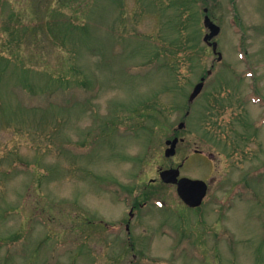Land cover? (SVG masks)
<instances>
[{"label":"rangeland","instance_id":"374dc122","mask_svg":"<svg viewBox=\"0 0 264 264\" xmlns=\"http://www.w3.org/2000/svg\"><path fill=\"white\" fill-rule=\"evenodd\" d=\"M86 3L0 0V64L71 79L80 77L71 71L77 65L96 91L61 108L65 128L55 137L39 131L40 117L0 118V181L9 170L0 215L27 203L0 217V264H264V0ZM50 10L61 22L63 15L89 22V37L78 33L64 44L60 28L41 27ZM205 15L221 28L214 41L222 62L203 41ZM179 29L199 51L179 50ZM13 67L0 82L17 111ZM175 137L177 155L167 158ZM188 155L181 176L210 185L198 209L160 178ZM16 157L26 166H13ZM35 189L51 214H33L35 199L26 195ZM21 234L23 247H13Z\"/></svg>","mask_w":264,"mask_h":264},{"label":"trees","instance_id":"16d2710c","mask_svg":"<svg viewBox=\"0 0 264 264\" xmlns=\"http://www.w3.org/2000/svg\"><path fill=\"white\" fill-rule=\"evenodd\" d=\"M86 1L87 0H58V4L64 6L65 8L78 6L80 9L83 6L84 7L88 6ZM89 2L93 3V0H89ZM12 14L10 15L11 20L14 19V15ZM58 15H59L58 11L53 12L52 10H50V14L48 15V17L52 18V20L47 19L45 22V25L41 27L43 28L46 26L49 32H53L55 28L56 29L60 28L59 31H62V35L60 36V39L62 40L64 44H67V42L71 40V37L74 40H77V38L75 37H76V34L78 35V33L81 34L83 40L89 37V32H88L89 22L85 21L84 23H79L76 20H73L72 18L68 21L66 20L64 15L62 16L64 19V22H61V19L60 17H58ZM38 26H40V24L37 25V27ZM26 29L27 28H25V30ZM178 34H179L178 44L177 43L176 44L179 47V50H181L183 54L191 50L199 51V49L196 50L197 48L190 44V41H188V37H187L188 34H184L183 29H179ZM49 36L50 35H48V37ZM72 53L74 55L79 54L77 50H74V52ZM161 54H164V52L161 53V51H158L159 57L161 56ZM189 60H193V59L189 58ZM8 62L12 64L11 61H8ZM12 67L14 68V74H15L14 76L17 78V82H18V84H16L17 85L16 91H17V96H18L17 99H19L20 102L15 107L17 111H12L13 108L11 106L8 107V104L4 96V91L2 89L3 84L2 82H0V118L2 119L3 117H5L6 119L8 118V120L10 119L12 120L13 118H18L22 114H29V115H34L36 117H40V119H38L39 127H40L39 131L42 134H45L47 138L55 137V135L59 133V130L61 131L63 128H65L64 119L62 118V116H58V115L62 113V109H61L62 107L65 108L66 106L65 109H67L66 111H68L71 109L72 105H75V103L70 105V99L72 97L73 98L82 97V99H84L85 101H88L91 98L88 99L87 95L90 97V95L96 94L95 89L92 88V84H93L92 79H90L89 76L85 75L84 72H82V69L77 65H73L71 67L72 68L71 71L73 72L74 77L78 73L80 74V77L71 79L68 77V74L55 76L47 71H36L34 69L27 67L26 65L23 66L22 64L18 62L12 65L8 63H1L0 64V77L1 76L3 77L6 74H10V70L12 69ZM30 75L41 76V78L43 79L42 84L31 81ZM52 121L54 122L53 127H51ZM113 124L115 125L116 123L113 122ZM42 134L41 136H43ZM16 160H18L17 157L14 161L13 166H16L17 168L18 166H20L21 168L26 166L25 163H22V164L20 163L21 164L20 165L19 163L16 162ZM8 174H9V170L4 171L2 173V179L0 181L1 191H3L2 185L5 183L4 182L5 177L9 176ZM38 186L39 185H37V188L40 189V187ZM39 189H38V192H40L41 190ZM26 197L27 198L29 197V199L33 197L35 199V205L32 208V212L34 215L38 213V217H41V216L44 217L43 214H48V213L51 214L53 212L51 210H47L46 207L43 205L44 198L43 196L37 193V189L34 190V194L29 193L26 195ZM26 206H27V203L24 202L22 207L18 206V207L11 208L9 212H1L0 217L1 219H5L8 213L10 214H12V212L20 213L22 212V209ZM48 220L50 222H55L57 218L49 217ZM85 222H87V220H85ZM17 238L18 240H15L16 242L12 246L15 248L17 246L23 247L21 238H24V237H22V234L19 235ZM54 254L56 255L57 253H54ZM50 257H54V256H50Z\"/></svg>","mask_w":264,"mask_h":264},{"label":"water","instance_id":"95a60500","mask_svg":"<svg viewBox=\"0 0 264 264\" xmlns=\"http://www.w3.org/2000/svg\"><path fill=\"white\" fill-rule=\"evenodd\" d=\"M205 27L210 30V33L206 35L205 42L213 47L214 52H217L218 43H212L215 37L220 34V27L212 22V20L206 16L204 21ZM219 60H222V55L219 54ZM204 87V79L202 82L196 86L194 92L190 96V102H193L199 94L202 92ZM184 127V124L180 125V129ZM178 139L173 142L168 141L167 144L171 145V148L166 151V156L171 157L176 154V147L178 144ZM180 176V169H170L163 171L161 173L162 180L167 184L178 185V193L181 199L190 207L196 208L202 205L204 198L207 195L208 186L205 182L200 180H191L188 178L178 179Z\"/></svg>","mask_w":264,"mask_h":264},{"label":"flooded vegetation","instance_id":"af4514ba","mask_svg":"<svg viewBox=\"0 0 264 264\" xmlns=\"http://www.w3.org/2000/svg\"><path fill=\"white\" fill-rule=\"evenodd\" d=\"M199 155V156H202L204 157V159L208 160L209 162H212L213 161V155H203V153H201L200 151L196 150L195 153H193V156L194 155ZM191 157L188 155L186 158H184L183 162H188V160L190 159ZM214 182V181H213Z\"/></svg>","mask_w":264,"mask_h":264}]
</instances>
